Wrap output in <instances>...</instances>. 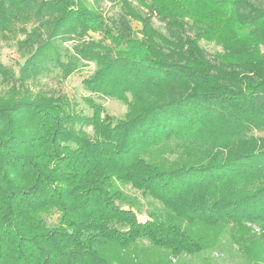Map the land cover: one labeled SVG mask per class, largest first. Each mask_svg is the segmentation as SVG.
<instances>
[{
  "label": "trees",
  "instance_id": "16d2710c",
  "mask_svg": "<svg viewBox=\"0 0 264 264\" xmlns=\"http://www.w3.org/2000/svg\"><path fill=\"white\" fill-rule=\"evenodd\" d=\"M104 1L0 0L23 59L0 61V264H172L228 224L264 235V0H118L109 24ZM87 63L123 118L29 86Z\"/></svg>",
  "mask_w": 264,
  "mask_h": 264
},
{
  "label": "rangeland",
  "instance_id": "374dc122",
  "mask_svg": "<svg viewBox=\"0 0 264 264\" xmlns=\"http://www.w3.org/2000/svg\"><path fill=\"white\" fill-rule=\"evenodd\" d=\"M100 11L109 24V19L115 18L120 13V2L118 0H105L100 6ZM151 22L155 28L165 32L163 24L156 17L153 16ZM130 26L134 31H138L141 28L140 23L135 20H130ZM90 37L97 40L103 39V35L100 33H91ZM19 38L22 39L23 37L19 36ZM199 45L210 58L222 51L220 47L213 43L201 41ZM0 61L2 64L12 68L17 74L23 59L18 55L14 41L8 44L0 42ZM94 70V64L87 63L86 66L66 79H61L57 75H50L29 84V86L33 90H44L55 96L66 95L71 102L77 105L76 109L86 116H91L92 111L84 104L83 98L90 96L102 107L104 115L106 114L115 119L123 118L126 112V106L123 103L110 98H98L96 95H90L87 87L84 86V81L91 77ZM85 132L89 136L93 135L92 127H86ZM253 134L262 136L264 133L254 132ZM125 191L140 199V203L144 206H148V202L145 203L140 198L139 193L129 188L125 189ZM145 217L144 215H138L141 221L145 220ZM46 218L48 222L53 220L52 217ZM214 244L212 250L192 256L182 255L179 259L173 258L172 264H177L178 260L183 262L182 264H250V257L258 256L264 262V235L257 229L246 230L240 225L228 224L215 236Z\"/></svg>",
  "mask_w": 264,
  "mask_h": 264
}]
</instances>
